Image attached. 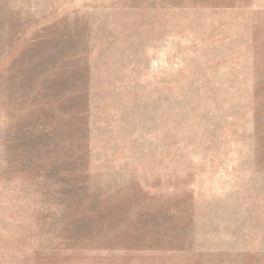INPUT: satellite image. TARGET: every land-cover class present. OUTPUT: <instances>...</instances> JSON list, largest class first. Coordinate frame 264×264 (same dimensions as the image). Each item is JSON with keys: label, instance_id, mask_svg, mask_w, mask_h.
<instances>
[{"label": "rangeland", "instance_id": "1", "mask_svg": "<svg viewBox=\"0 0 264 264\" xmlns=\"http://www.w3.org/2000/svg\"><path fill=\"white\" fill-rule=\"evenodd\" d=\"M0 264H264V0H0Z\"/></svg>", "mask_w": 264, "mask_h": 264}]
</instances>
